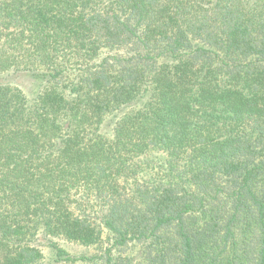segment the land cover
Instances as JSON below:
<instances>
[{
	"label": "trees",
	"instance_id": "trees-1",
	"mask_svg": "<svg viewBox=\"0 0 264 264\" xmlns=\"http://www.w3.org/2000/svg\"><path fill=\"white\" fill-rule=\"evenodd\" d=\"M0 264H264V0H0Z\"/></svg>",
	"mask_w": 264,
	"mask_h": 264
},
{
	"label": "rangeland",
	"instance_id": "rangeland-1",
	"mask_svg": "<svg viewBox=\"0 0 264 264\" xmlns=\"http://www.w3.org/2000/svg\"><path fill=\"white\" fill-rule=\"evenodd\" d=\"M82 251V249H74V252H81Z\"/></svg>",
	"mask_w": 264,
	"mask_h": 264
}]
</instances>
